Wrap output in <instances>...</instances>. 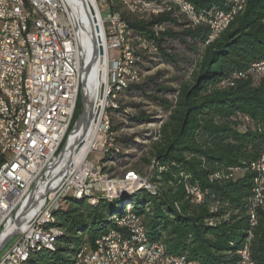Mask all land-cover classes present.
I'll return each instance as SVG.
<instances>
[{
    "label": "trees",
    "instance_id": "trees-1",
    "mask_svg": "<svg viewBox=\"0 0 264 264\" xmlns=\"http://www.w3.org/2000/svg\"><path fill=\"white\" fill-rule=\"evenodd\" d=\"M186 1L198 15L226 11L230 5L225 0ZM124 8L113 5L110 11L121 15L131 34L153 47L164 62H176L164 47L170 40L197 55L187 78L175 89H164L150 80L143 86L126 84L113 90L115 101L123 95L140 94L166 112L157 128L145 136L147 144L136 145L143 155L127 170L150 177L156 194L142 189L120 203L116 199L101 198L95 204L70 199L54 211V226L61 231L54 250H34L25 264H73L84 246L92 249L95 239L112 227L110 219L120 215L125 204L141 217L149 239H162L170 254L205 264H235V251L250 232L253 262L264 264V204L254 209L255 225L249 214L255 178L249 165L264 155V79L235 78L252 64L264 63V0H247L243 12L207 45L205 25L192 27L166 15L139 20ZM156 27L161 30L155 31ZM146 88L165 98L145 94ZM127 118L137 123L144 120V114ZM114 130L112 125L113 134ZM113 140L115 146L117 140L126 146L133 142L116 140L114 135ZM123 157L118 149H109L101 159L103 173L111 177L108 162L120 165ZM189 185L202 191L200 204L188 198L185 186Z\"/></svg>",
    "mask_w": 264,
    "mask_h": 264
},
{
    "label": "built area",
    "instance_id": "built-area-1",
    "mask_svg": "<svg viewBox=\"0 0 264 264\" xmlns=\"http://www.w3.org/2000/svg\"><path fill=\"white\" fill-rule=\"evenodd\" d=\"M152 1L158 0H143V4ZM92 3L101 23L106 52L103 70L107 77L111 69H116L117 62L115 56L110 57V51H121L115 44L114 30L126 26L111 23L102 0H92ZM238 4L239 0H235L234 11L223 20L235 15ZM185 8L188 15L198 16L189 11L188 5L185 4ZM136 14H141V8H136ZM204 18L206 22L210 21V17ZM21 29H29V46L21 45ZM254 69L259 74L264 70L260 66ZM21 85H28V92H21ZM85 93L86 85L77 56L76 23L67 1L31 0L29 22H22V5L17 0H0V232L17 206L45 190L53 159L68 142L67 133ZM108 111L104 91L95 125L82 142L78 159L73 163L65 162L59 171L69 173L66 183L51 201L47 198L42 205L32 201L21 205L18 218L28 221L0 247V264H19L23 252L34 248V241L45 244L48 232L40 231V221L49 212H54L55 205H61L63 193L88 191L89 199L95 200L98 196H113L123 189L150 187L147 180L136 177L129 178L124 186H113L95 173L96 157L113 149L112 132L104 129ZM256 187L258 199L264 188L262 185ZM189 192L194 200H200L203 195L190 185ZM31 203L37 204L35 211L30 217H22L23 205ZM255 207L257 203L251 207L252 222ZM139 229V216H130L128 212L126 221L115 234L98 236L92 249L84 246V255L79 257L78 264H119L108 261L109 248H103V239L125 233V240L118 241V245L132 248V240H137ZM130 257H135V264H166L156 245ZM239 257L244 264L242 254ZM172 263L189 264V261L182 258L174 259Z\"/></svg>",
    "mask_w": 264,
    "mask_h": 264
},
{
    "label": "bare ground",
    "instance_id": "bare-ground-1",
    "mask_svg": "<svg viewBox=\"0 0 264 264\" xmlns=\"http://www.w3.org/2000/svg\"><path fill=\"white\" fill-rule=\"evenodd\" d=\"M17 1L20 3V5H22V22H29L31 0H17ZM66 1L73 16L74 22L77 24L78 17H77L75 2L74 0H66ZM102 1L105 2L104 9L107 12V14L110 16L111 23H119L121 26H126V27H122L121 29L114 30V41L117 46V49L119 50H126V48L128 50V46L130 45L127 46V42L130 39L131 32L128 29L126 22L121 18V15L110 11V6L119 5L122 7H128L135 14H136V8H141V14H136V15L153 16V17H158L160 15L171 16L175 18L178 22H188L189 24H192V27H196L198 25H205L208 28L207 37L205 40V45H207L215 41V39H217L219 35L233 21L234 17L237 16L239 13L243 12L247 3V0H239V4L235 8V15L226 18V20H223V17L225 15L232 14V12L234 11L235 0H225L230 4L229 8L226 11H215V12L212 11V12H208L207 14H201L198 16H192L187 14V9L185 8V4L188 5L189 11L195 12V10L193 6L190 3H188L186 0H158V1H152L149 4H143V0H102ZM83 6L84 7H83V19H82V53L91 70L92 78L94 79L96 76H98L99 81L96 84V90L94 93L93 101L85 113L83 125L80 127L79 130H77L72 135L70 141V147L68 148L67 152L61 156L59 160L58 168H57L58 171L57 173L59 174L58 181L54 186L52 192L49 194L48 201L54 199V197L64 186V184L67 181V178L69 177L68 176L69 173H64L63 170L62 172H59L61 169H63L64 163L68 161H71L73 163L78 159L81 151L82 142L84 143L91 134L92 129L95 125L96 115L103 101L104 91H105L106 101L107 103H109V108H114L113 107L114 105L109 101V96L115 98V95L113 94L115 92H113V90L118 91L121 89V87L125 86V85H118L117 88H114L112 90L111 89L109 90L108 87H106V82H107L106 73L103 70L106 63V52L103 46L102 28H101L99 15L96 9L90 11L88 0L83 1ZM204 17H210V21L206 22ZM156 30H161V29H158L156 27L155 31ZM29 43H30L29 29H21V45L29 46ZM139 43L141 44V42ZM151 49L154 52L156 51L153 47ZM130 50L132 49L130 48ZM118 62L119 61L117 58L116 69L120 63ZM255 66H260L261 68H264V63L257 62L252 64L246 73H241L238 75L236 74L235 78L239 79L250 76L254 79V81L257 80L259 81L260 79H264V70H260V74H259L258 72H255L254 69ZM21 92H28V85H21ZM108 118H109L108 114H106L104 129L110 131V122ZM263 132H264V128H263ZM105 154L106 152H102L101 153L102 157ZM261 159L263 161H261ZM104 166L105 164L102 161H100V163L95 166V173L97 174L98 177H103V180L106 183H111V185L113 186H124L129 178L136 177L137 180H147V185L150 186V187H137L136 191L146 189L151 194L153 195L156 194V187L150 183V177L140 176L132 171H127L122 178H111L109 177V175L103 173ZM161 170L163 169L159 168V171ZM249 171L255 173L253 187L251 190L252 194L249 199V203L251 204V207L253 204L257 203V207H255L254 209L259 207L262 208L264 204V191L259 193L257 199L256 186L262 185V187L264 188V155L260 157L257 161L249 165ZM192 187H195L196 190H199L197 186H192ZM185 192L188 195V198L190 197L194 203L200 204L202 202L203 195L201 196L200 200H194L192 193L189 192V186H185ZM118 194L119 193H115L113 196H116ZM107 197L109 196L106 197L98 196L96 197L95 200L89 199L88 191L63 193V195L61 196V205H55L54 211L64 207L70 199H76V200L87 199L90 204H95L101 198L106 200ZM36 205H37L36 203L24 204L21 209V211L23 212L22 217H30L35 211ZM254 209H253V222H252V209L249 212L251 225L256 224L254 217ZM128 212L130 216H138L132 211V207L129 204H125L123 206L122 213L110 219L112 227H110V229L107 232L103 233L100 236H103L104 234H115V231L117 230V228L121 226V223L123 221H126V216H128ZM54 213L55 212H49L47 217L44 220L40 221V231L48 232V236L45 238V244L42 241H34V248H29L28 250L23 252L22 259L19 260V264H25L30 254L34 250L42 249V248L51 251L54 250L55 241L61 233L59 228L54 226L55 223ZM27 221H28L27 218H18L15 221L8 237L17 233L21 229L22 225H24ZM139 222L141 229H139L137 232V240H132V248H129V246L120 247V245H118V241L125 240V233L110 235V238L103 239V248H109L108 261H117V263L119 264H135V257H130V255H135V253H139L145 250V248L152 245H156L159 256L164 260V263L166 264H176V263H172V260L174 259H182V258L188 259L186 255H176V254L168 253L167 247L162 239L150 240L147 235V230L142 223L141 217H139ZM251 238H252V234L249 232L244 244H242L241 248H238L235 251V256H236L235 264H242V259L241 257H239L240 254H242V256L244 257V264H254L250 249ZM83 255H84V248H82L75 255L73 264H78L79 257H82ZM188 261L189 264H205L190 259H188ZM155 264H162V263H155Z\"/></svg>",
    "mask_w": 264,
    "mask_h": 264
},
{
    "label": "rangeland",
    "instance_id": "rangeland-1",
    "mask_svg": "<svg viewBox=\"0 0 264 264\" xmlns=\"http://www.w3.org/2000/svg\"><path fill=\"white\" fill-rule=\"evenodd\" d=\"M104 6L105 2H103V7ZM122 10L134 15L136 19H149L143 18L144 16L136 15L128 7H125ZM130 39L129 41L127 40V46L130 45L128 46V50L110 51V57L115 56L118 58L120 63L118 62L119 66L117 69H111L108 73V76L106 77V83L109 90L117 88L118 85L126 84L143 86L150 84V80H152L153 83L160 85L164 89H175L181 81L187 78V75L193 68L194 62L197 58V55L188 50L187 47H185L182 43L177 40H170L164 44V47L167 53L175 56L176 62L175 65L172 63H166L163 61L161 54L154 52L150 47L143 43L141 39H138V37H135L132 34L130 35ZM139 42H141V44ZM129 47L132 50H130ZM134 53H136L139 57L137 58ZM157 75L159 76L157 77ZM112 78H115L114 83L112 82ZM145 94L158 96V99L165 98L162 93H155L150 90V88L145 89ZM109 101L114 105V108H111L108 114L110 131L112 125L115 127L112 137L114 135L116 140L124 138L132 139L133 141L126 146L125 143L117 140V145L115 146L113 140L112 147L118 149L120 153L124 155L122 159L124 162L120 165L116 162H109L107 164L109 167L108 172H111V177L121 178L125 171L133 169V167L138 164L140 158L143 155L141 149L136 145L147 144L145 136H149L148 132L157 128L160 121L165 118L166 112L160 105L155 104L149 99H146L144 96H140V94H136L134 96L123 95L116 101L115 98L109 96ZM113 110L119 111L120 114L111 113ZM140 113L144 114L143 121L135 123L127 118L136 117ZM124 115L128 116L126 117ZM101 159L102 155L100 153L99 156L96 157V165L100 163ZM147 174L148 173H145V175ZM136 190L137 188H133L132 190L128 191L129 195H132L134 192H136ZM121 200V198L116 199V201L119 203ZM132 203L134 205L137 204L136 197L132 198ZM119 211L120 210L117 209V212Z\"/></svg>",
    "mask_w": 264,
    "mask_h": 264
},
{
    "label": "water",
    "instance_id": "water-1",
    "mask_svg": "<svg viewBox=\"0 0 264 264\" xmlns=\"http://www.w3.org/2000/svg\"><path fill=\"white\" fill-rule=\"evenodd\" d=\"M83 1L84 0H74L75 5H76V10H77V17H78V22L76 24L77 56H78V60L80 63L81 72L84 76V83L86 85V93H85L84 98L81 100V103L77 107L74 122H73L71 128L69 129V131L67 133L68 142L61 146L59 152L56 154V156L53 159V162H52V165H51V168L49 171L48 183H47L45 190L40 195H38L37 197L25 199L23 203L32 201V202H38L40 205H42L47 200L49 194L52 192L54 186L56 185V183L58 181L59 174L57 173L58 172L57 168H58L59 160H60L61 156L63 155V153L67 152L68 148L70 147V141H71L72 135L77 130H79L80 127L83 125L85 113H86L88 107L90 106V104L92 103L93 98H94V93L96 90V84L99 81V77L96 76L94 79L92 78L91 70L87 64V61H86L83 53H82V19H83V7H84ZM88 2H89L90 11H93L94 5L92 3V0H88ZM127 196H129L128 191L123 189V190H121V192L118 195L109 196V197H107L106 200L112 201V200H115L118 198L122 199V198H125ZM23 203H21V205ZM21 205L17 206L12 211V213L10 214L9 218L6 221V224L3 228V230L0 232V247L2 246V244L5 242V240L9 236L10 231H11L15 221L18 219Z\"/></svg>",
    "mask_w": 264,
    "mask_h": 264
}]
</instances>
